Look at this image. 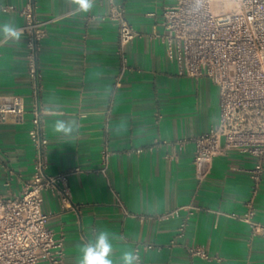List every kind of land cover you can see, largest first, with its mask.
<instances>
[{
    "label": "crops",
    "instance_id": "0c3cea01",
    "mask_svg": "<svg viewBox=\"0 0 264 264\" xmlns=\"http://www.w3.org/2000/svg\"><path fill=\"white\" fill-rule=\"evenodd\" d=\"M26 1L0 0V25L22 26L18 10ZM114 1L137 33L125 46L128 68L115 89L117 30L104 17L108 0L47 23L36 96L26 72V35L0 32V95L21 96L25 108L21 122L0 123V194L19 195L32 175L35 148L28 131L37 103L48 140L46 173L82 169L67 180L71 206L42 193L45 225L62 237L64 264H78L80 246L97 228L121 237L113 241L114 261L121 251L148 243L142 264H264V235L236 218L250 203L253 219L264 224V165L255 182V158L230 149L212 158L203 179L195 177L193 138L217 121V86L206 76L180 74L168 56L158 36L165 32L169 1ZM74 8L70 0H35L42 20ZM58 120L74 121V133H56ZM104 143L111 151L106 176L93 171ZM172 209L176 215L158 218ZM190 246L202 247L209 258L191 256Z\"/></svg>",
    "mask_w": 264,
    "mask_h": 264
},
{
    "label": "built area",
    "instance_id": "2783aa9c",
    "mask_svg": "<svg viewBox=\"0 0 264 264\" xmlns=\"http://www.w3.org/2000/svg\"><path fill=\"white\" fill-rule=\"evenodd\" d=\"M158 38L165 44L168 56L178 66V72L191 77L206 76L218 89V118L214 125L198 135L195 143L193 167L201 180L211 167L212 158L234 149L248 152L255 158L251 178L257 182L264 165V0H167ZM24 18L17 31L26 35L25 65L34 94L38 89V55L40 43L49 22L72 15L76 8L46 20L35 15V0H27L19 8ZM106 18L117 30L116 54L118 70L114 89L119 87L128 68L126 44L136 36L120 3L108 0ZM24 100L15 94L0 95V123L22 121ZM42 108H31V127L28 131L35 148L32 175L19 195L0 194V264H64L62 237H57L45 225L47 215L42 211V193L57 195L62 206H71L67 188L68 177L82 169L79 166L54 174H47V138L43 130ZM151 147H148L150 149ZM136 152L142 151L137 148ZM111 151L104 143L95 173L106 176ZM6 182L5 184H7ZM118 205L129 215L122 202ZM172 209L158 216L166 219L176 215ZM250 203L244 213L236 215L250 227L252 234L264 235V224L253 219ZM144 218V216H139ZM184 224L178 229L183 234ZM152 244L133 245L142 264V250ZM191 256L208 259L200 246L188 247Z\"/></svg>",
    "mask_w": 264,
    "mask_h": 264
},
{
    "label": "clouds",
    "instance_id": "9594fccd",
    "mask_svg": "<svg viewBox=\"0 0 264 264\" xmlns=\"http://www.w3.org/2000/svg\"><path fill=\"white\" fill-rule=\"evenodd\" d=\"M94 0H70L79 12H88L93 7ZM0 32L5 37L19 39L21 33L11 23L0 25ZM56 133L69 137L74 133V121L58 120L53 126ZM117 234L107 228H97L88 241L80 246L78 264H138V256L133 249H125L119 254L118 260L113 259L115 255L113 241L119 240Z\"/></svg>",
    "mask_w": 264,
    "mask_h": 264
}]
</instances>
